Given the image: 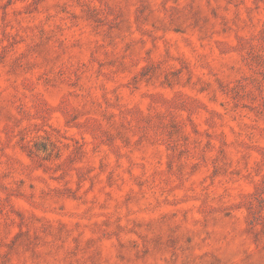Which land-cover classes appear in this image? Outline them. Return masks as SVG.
<instances>
[{
  "label": "rangeland",
  "instance_id": "1",
  "mask_svg": "<svg viewBox=\"0 0 264 264\" xmlns=\"http://www.w3.org/2000/svg\"><path fill=\"white\" fill-rule=\"evenodd\" d=\"M0 264H264V0H0Z\"/></svg>",
  "mask_w": 264,
  "mask_h": 264
}]
</instances>
